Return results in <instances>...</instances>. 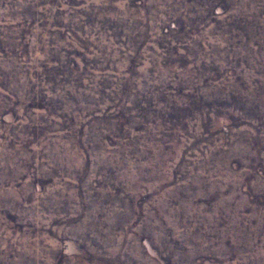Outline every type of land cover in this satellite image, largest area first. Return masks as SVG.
Instances as JSON below:
<instances>
[{"label": "rangeland", "instance_id": "1", "mask_svg": "<svg viewBox=\"0 0 264 264\" xmlns=\"http://www.w3.org/2000/svg\"><path fill=\"white\" fill-rule=\"evenodd\" d=\"M0 264H264V0H0Z\"/></svg>", "mask_w": 264, "mask_h": 264}, {"label": "trees", "instance_id": "2", "mask_svg": "<svg viewBox=\"0 0 264 264\" xmlns=\"http://www.w3.org/2000/svg\"><path fill=\"white\" fill-rule=\"evenodd\" d=\"M242 220H244V219H242ZM245 221V220H244ZM228 244V243H227Z\"/></svg>", "mask_w": 264, "mask_h": 264}]
</instances>
